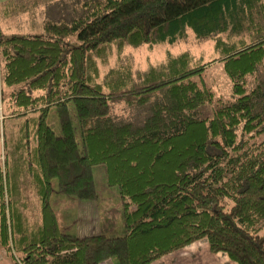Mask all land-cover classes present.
<instances>
[{"label":"trees","instance_id":"1","mask_svg":"<svg viewBox=\"0 0 264 264\" xmlns=\"http://www.w3.org/2000/svg\"><path fill=\"white\" fill-rule=\"evenodd\" d=\"M13 1L0 6L1 16L15 9ZM31 5L37 28L0 25V247L19 264H101L110 257L149 264L205 238L209 251L233 264H264V20L252 19L260 1ZM187 29L213 39L216 55L168 51L144 68L117 64L99 73L112 49L176 42ZM216 59L230 79L229 97H214L195 78ZM214 100L210 114L198 113ZM51 106L59 133L46 121ZM5 119L13 124L7 136ZM98 163L106 184L117 187L121 231H111L104 214L98 231L70 232L50 201L52 178L64 195L93 199L91 166ZM29 175L36 222L21 210Z\"/></svg>","mask_w":264,"mask_h":264},{"label":"rangeland","instance_id":"2","mask_svg":"<svg viewBox=\"0 0 264 264\" xmlns=\"http://www.w3.org/2000/svg\"><path fill=\"white\" fill-rule=\"evenodd\" d=\"M3 0H0V3ZM261 3V11L253 12V21L257 22V19L264 20V0H257ZM33 0H14L15 9L5 18L1 16L2 11L0 10V25H8L10 28H15L17 24H21L25 28H37L39 20L37 17L34 19L28 18V13L32 8ZM259 5V4H258ZM47 11V10H46ZM50 12V10H49ZM250 28V27H249ZM16 30V29H15ZM227 30L220 31L222 37L225 36ZM247 28L243 29L241 34L246 36ZM213 39L210 37H196L194 33L187 29L184 38L176 42H161L154 43L149 46L146 44H140L138 46H126L120 50L112 49V51L106 56L104 61L99 63V73L103 74L108 71L110 67L114 65L128 66L130 71H134L135 68H144L149 63H154L158 60L163 59L164 55L168 52H177L180 50H188L195 56H200L204 60L211 58L216 55L213 47ZM0 72H2L0 68ZM195 78L199 81H203L207 84L214 92V97H229L231 96V82L223 69L221 60H214L208 63L199 74L195 75ZM217 101L214 100L211 103H205L200 105L198 108V113L200 115L210 114L212 108H214ZM46 121L51 126L55 133L60 132L59 119L54 106H51L46 115ZM13 125V124H12ZM10 120L5 119L4 129L6 136L11 131ZM1 132V129H0ZM75 137L80 144V132L78 126L75 124ZM91 172L94 180V188L97 192V197L93 199H81L77 197H70L75 200H79L84 205L88 206L89 217L92 218L96 225L95 230L100 229V224L103 223V215L107 214L109 221L105 222L110 224L111 231L118 233L121 231V220H120V196L117 187L112 185L109 186L105 181V168L101 163L94 164L91 166ZM58 189L57 178H52V193L50 195V201L55 208L58 216L65 214L66 211L63 201L61 200L63 194ZM33 192L30 189L25 190L26 203L30 206L33 202ZM74 201L67 207L69 211L74 208ZM68 213V211H67ZM33 216V212H30ZM102 216V217H101ZM68 219V216L66 217ZM92 225V223H90ZM91 227V226H90ZM69 231L80 233L77 224H69ZM90 229V228H89ZM91 233V231L89 230ZM227 261L221 256L215 255L207 248V243L205 238L196 241L191 245V247H181L179 249L167 252L161 255L159 258L155 259L154 264H226ZM233 264L232 261H230ZM0 264H19L15 259L9 256V253L0 247ZM103 264H119L117 258L110 257L107 258Z\"/></svg>","mask_w":264,"mask_h":264},{"label":"crops","instance_id":"3","mask_svg":"<svg viewBox=\"0 0 264 264\" xmlns=\"http://www.w3.org/2000/svg\"><path fill=\"white\" fill-rule=\"evenodd\" d=\"M5 1H7V0H3L0 3V6ZM7 16L8 15H6L5 18H7ZM11 126H13V125L11 124ZM0 129H1V132H0V157H2V152H3L4 145L2 143L1 120H0ZM21 186L23 187V196H24V202L22 204V209H21L22 212H24L25 217H26V219L29 222L39 221L40 220L39 202H38V198H37L36 192L34 190V185L32 184V182H30V175L26 176V180H25L24 183L21 184ZM27 189H30L33 192L32 193L33 194V199H32L33 202L31 203L30 206L26 203V199H25L26 198L25 197V190H27ZM61 195H62L61 200L63 201L64 207H66L63 210L66 211V212H65L64 215L62 213L60 217L58 216V214L56 212L59 224L60 225L63 224L64 228L66 230H68V231H69V229H68L69 228V224H70V226L72 224H77V226L79 227L80 233H76V234H80V235L86 234V233H90L89 230L91 232H94L93 230H95L96 225L94 223L93 216H92V218L89 217L88 206L84 205L79 200H75V199L70 198L71 196L69 197V196L64 195V194H61ZM72 201H74L75 205H74V208L71 211H69V209L67 207H70V204L72 203ZM67 211H68V213H67ZM30 212H33V216L30 215ZM67 216H68V219H66ZM90 223H92V225ZM73 233H75V232H73ZM199 240H201V239H199ZM199 240L192 241V242L188 243L187 245H185L183 247H191V245L193 243H195L196 241H199ZM215 255L221 256L224 259V261H227L226 264H231L230 260L227 258L225 253L217 251V252H215ZM105 260L106 259H104L101 262V264H103ZM153 262H155V259L152 260L149 264H154Z\"/></svg>","mask_w":264,"mask_h":264}]
</instances>
